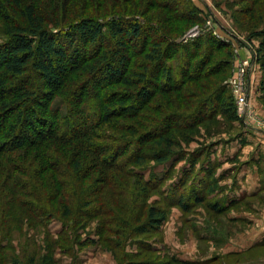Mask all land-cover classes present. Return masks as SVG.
<instances>
[{
  "label": "rangeland",
  "instance_id": "1",
  "mask_svg": "<svg viewBox=\"0 0 264 264\" xmlns=\"http://www.w3.org/2000/svg\"><path fill=\"white\" fill-rule=\"evenodd\" d=\"M189 1L190 4L186 3L185 6L180 0H32L38 13L47 21L44 26L56 37L59 36L57 31H66L82 19H92L106 25L124 18L136 20L141 27L149 28L148 23L155 25L156 35L153 34L152 38L160 37L161 33L163 48L175 56L170 65L177 66L181 54V51L166 47L173 42L185 44L199 34H209L230 44V48H221V53L214 55L206 67L216 65L220 71L217 75L187 83L178 92H171L167 96L157 93L142 111V115L150 117L144 124L146 127L158 124L172 112L190 114L197 102L210 96L219 85H224L225 93L230 98L222 99L221 109L211 121H202L193 129L174 128L165 134L167 139L172 140L174 147L171 151L175 154L166 164L157 165L147 145L140 153L144 154L143 166L123 163L119 171L100 166L90 171L98 180H107L104 192L96 195H100L99 200H102L95 204L102 209V213L93 218L82 216L81 207L77 205L84 203L81 197H85L87 190L76 193L66 200L70 204L71 214L61 218L69 227L62 236L56 235L61 230L60 221H52L44 228L23 209L10 210V220L0 211V264H178L173 262V258L186 264H208L211 259H216L212 264H264V189L259 190L264 187V76L257 60V49L264 39L253 35L264 33V0L255 3H244L242 0ZM7 2V7L14 11L13 1ZM191 10L194 14L198 13L200 20L190 15L193 14ZM10 16L18 14L14 12ZM17 21L24 27L22 20ZM9 24L0 16V46L10 36L11 30L7 29ZM235 38L245 45L237 43ZM101 41V46L108 47L105 50L120 54L113 61V68H117L122 56H129V65L126 63L127 67H124L129 74L142 71L143 66L149 70L142 52L132 50L133 47L129 49L130 45L133 46L132 42L138 44L137 41L127 42L124 50L112 38ZM57 44L65 47L63 40ZM73 46L80 54L87 47L81 41ZM64 49L69 61V47ZM89 50L75 56V59L81 61L90 53ZM228 54H232L231 57ZM243 71L246 77L241 73ZM31 79L41 91L39 77L32 75ZM87 79L84 77L82 81ZM245 89L248 92L245 120L249 125L243 128L236 99L246 92ZM197 92L199 94H195ZM176 96L179 97L178 101ZM140 122L139 118L110 119L108 123L100 125V129L94 131L96 137L89 140L112 145L120 138L137 139L146 130V127L143 129L140 126ZM241 140L244 141L242 146ZM201 149L212 152V162L221 164L215 177L225 173L218 183L223 192H231L235 186L240 188L237 192H257L256 196L223 213H215L209 207H216L215 198L186 210L181 205L169 204L168 201L178 194L190 192L185 189L180 192L178 189L170 193L184 174L183 170L188 169V157ZM176 155L182 160L176 162ZM84 156L91 158L88 154ZM259 157L262 159L260 165L252 164ZM92 162L96 163L94 160ZM198 162L193 175L200 170ZM260 171L262 175H259ZM137 174L145 182L154 178L157 182L166 179L158 190H153ZM198 176L201 178V175ZM191 183L192 179L188 180L185 187ZM97 186L103 187L100 183ZM151 210L154 215H159L157 217L164 218L157 228L149 227L150 223L147 222ZM105 212H110V215H105ZM55 214L60 216L59 212ZM146 226L147 233L140 234L138 228ZM85 240L94 243H82Z\"/></svg>",
  "mask_w": 264,
  "mask_h": 264
},
{
  "label": "trees",
  "instance_id": "2",
  "mask_svg": "<svg viewBox=\"0 0 264 264\" xmlns=\"http://www.w3.org/2000/svg\"><path fill=\"white\" fill-rule=\"evenodd\" d=\"M11 1L14 11L7 7V0H0V16L6 23H10L7 29L11 30L6 42L0 46V211L10 220V210L23 209L44 228L52 221H60L61 230L56 235L62 236L69 227L61 218L71 214L70 204L66 200L76 193L87 190L85 197H81L84 203L77 205L81 207L82 216L93 218L102 213V209L95 205L100 201V195H96L104 192L107 180H98L92 176L90 171H94L95 167L119 171L123 163L143 166L144 154L140 153L147 145L156 164H166L175 156L171 151L174 145L172 140L166 138V133L174 128L193 129L202 121L212 120L221 109L222 99L230 98L225 93L224 85H219L206 99L199 100L190 114L172 112L153 126H144L150 117L142 115V111L157 93L167 96L171 92H178L187 83L205 79L208 75H217L220 71L216 69V65L208 69L206 67L214 55L221 53V48H230V44L209 34H199L185 44L173 42L170 47H166L181 51L175 66L169 64L174 61L175 56L168 54L163 48V41L160 39L163 38L162 34L159 32L160 37L152 38L156 26L150 23L147 28L141 27L133 19L122 18L123 20L119 19L122 22L115 20L106 25L92 19H82L66 31H57L59 36L54 34V37L44 26L47 21L38 13L32 0ZM180 1L185 6L186 3L190 4L189 0ZM242 1L255 3L259 0ZM9 12H15L18 16L11 17ZM190 15L198 18V13ZM19 19L24 27L18 23ZM253 35L264 39L263 31ZM103 38L114 39L122 50L127 42L137 41L138 44L132 42L133 46L130 45L129 49L133 47L132 50L141 51L151 69L147 71L143 66L142 71L129 74L124 68L127 67L125 64L129 62V56H122L120 64L113 68V61L120 54L105 50L108 47L101 46ZM60 40L65 42V47H69V61L65 47L57 44H60ZM79 41L84 46L87 45L81 54L73 46ZM235 41L245 45L238 39ZM88 48L93 51L89 50L90 53L81 61L75 59V56L85 54ZM257 52V60L264 76V40ZM231 55L228 54V57ZM32 75L39 77L41 91H38L37 84L35 86L31 82ZM84 77L88 79L82 81ZM262 89L264 90V81ZM176 97L178 101L179 97ZM183 99L184 96L182 102ZM116 118H139L142 121L140 126L143 129L146 127V130L137 139L120 138L112 145L89 140L96 137L94 131L100 129V125ZM240 124L245 127L243 123ZM240 143L242 146L244 141L241 140ZM210 147L213 148L211 145ZM211 153L207 149H201L188 157L189 167L183 170L184 174L170 193L173 194L178 189L180 192L182 189L190 192L178 194L168 201L169 204L181 205L186 210L215 198L216 207H209L215 213H223L247 198L256 196L257 192H237L240 188L235 186L231 192H223L218 183L225 173H219L215 177L221 164L212 162ZM85 154L91 158L85 157ZM181 160L177 156L176 162ZM260 160L262 159L259 157L252 164L259 166ZM196 162L199 163L200 170L193 175ZM259 175H262L261 171ZM138 176L153 190H158L166 179L157 182L154 178L145 182L142 176ZM190 178L192 183L185 187ZM97 183L103 187H98ZM55 212H59L60 216H55ZM105 215H110V212H105ZM157 216L159 215L150 211L147 219L149 227L160 226L164 218ZM4 217L2 216L3 220ZM138 229L140 234L148 231L147 226ZM82 243L94 242L85 240ZM172 260L178 264H186L176 258ZM215 261L216 259H211L208 264Z\"/></svg>",
  "mask_w": 264,
  "mask_h": 264
},
{
  "label": "built area",
  "instance_id": "3",
  "mask_svg": "<svg viewBox=\"0 0 264 264\" xmlns=\"http://www.w3.org/2000/svg\"><path fill=\"white\" fill-rule=\"evenodd\" d=\"M244 65H246V63H244ZM243 74V76L246 77L245 72H241ZM249 78V77H248ZM236 88V86H235ZM247 89V88H246ZM245 89V91H246ZM248 91V89H247ZM245 92L243 94L238 95L236 102L239 106V112H240V122L243 123L244 125H249L248 122L245 120V116H246V106H247V101H248V92Z\"/></svg>",
  "mask_w": 264,
  "mask_h": 264
},
{
  "label": "crops",
  "instance_id": "4",
  "mask_svg": "<svg viewBox=\"0 0 264 264\" xmlns=\"http://www.w3.org/2000/svg\"><path fill=\"white\" fill-rule=\"evenodd\" d=\"M262 142V141H261ZM238 194V193H237Z\"/></svg>",
  "mask_w": 264,
  "mask_h": 264
}]
</instances>
